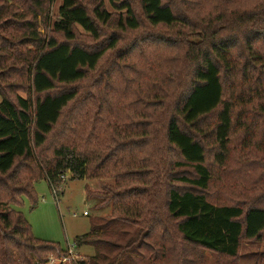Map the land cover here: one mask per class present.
I'll return each instance as SVG.
<instances>
[{
	"label": "trees",
	"instance_id": "obj_1",
	"mask_svg": "<svg viewBox=\"0 0 264 264\" xmlns=\"http://www.w3.org/2000/svg\"><path fill=\"white\" fill-rule=\"evenodd\" d=\"M109 1L117 18L103 0L91 9L60 0L54 15L55 0H0V264H43L64 250L35 236L20 207L25 199L36 206L42 179L63 190L66 173L112 180L86 188L110 213L74 239L95 248L81 264H205L203 250L217 253L218 264H237L243 240L264 239V203H215L205 191L215 169L245 173L264 155V0H186L178 8L138 0L139 13L131 0ZM143 23L177 38L146 35L152 50L128 44L109 72L97 70L119 35L102 45L76 41L78 27L99 39L104 25L128 32ZM12 24L16 43L6 39ZM89 76L90 90L74 86ZM155 142L175 158L160 161ZM171 226L191 247L178 251Z\"/></svg>",
	"mask_w": 264,
	"mask_h": 264
},
{
	"label": "rangeland",
	"instance_id": "obj_2",
	"mask_svg": "<svg viewBox=\"0 0 264 264\" xmlns=\"http://www.w3.org/2000/svg\"><path fill=\"white\" fill-rule=\"evenodd\" d=\"M99 0H85L87 6L91 9L96 2ZM106 8L113 12L114 17L117 18L120 14V11L114 9L109 0H103ZM136 12H140V5L138 0H131ZM174 4L178 8L182 6L186 0H173ZM60 4V0H55L52 5V15L57 12L58 6ZM184 5V4H183ZM40 17V16H39ZM15 25L12 24L7 28L6 39L12 40L16 43L14 39H20L17 35L14 39H11L10 33H16ZM40 30L43 33L48 32L46 28L40 25ZM79 33L76 41L80 43L90 46V45H102L113 36V34L119 35L121 37L122 42L119 46L106 54V56L102 59L101 64L97 72H109L110 69L113 68L114 59L118 52L122 51L124 48L130 44L132 48L135 44L144 45L146 51H151L150 47L151 40L149 38H145L146 35L150 36H158L163 35L165 37H169L172 40H175L177 36L175 35V30L165 27H151L147 23H143V26L140 29L132 30L128 32H121L115 28V24L104 25L102 26V36L99 39H94L89 33L85 32L82 28L78 27ZM5 37V36H3ZM183 37H190L188 39L192 41H197V37H192V35L187 34ZM31 44L28 45V48L31 49ZM185 47H182L180 50L178 49L177 53L182 56L186 51ZM153 53V51H152ZM154 54V53H153ZM123 64V62H120ZM184 64L181 63L180 68H178L179 72L182 74L185 73ZM123 74L127 77L132 76L130 71L124 69ZM95 77L89 76L88 79H85L82 82H78L74 84L75 87L82 86L84 91L90 90L88 85L95 81ZM14 82V81H10ZM69 87V86H66ZM11 90L17 92L22 96H26L27 93L22 90L19 86H11ZM174 87L169 86V91H173ZM8 91V90H7ZM2 96L0 94V100ZM173 100V96L169 97ZM153 115V113H152ZM156 118V117H155ZM209 121H214V115L209 118ZM163 122L155 123V126L160 128L162 127ZM161 140L158 139L157 142ZM236 140V136L232 138V141ZM150 143L152 144L150 147L156 148L153 150H157L158 147H161V152L156 153V156L161 158L160 161L166 160L170 162V159L175 158V151L168 149L163 146V144ZM155 144V146H154ZM158 144V145H156ZM210 149V147H209ZM209 161H213V157L209 158ZM259 163L255 166H249L252 162H247L245 166L247 169L245 173L242 171H238L235 166H232L233 169L230 172V175H225L223 173H219L217 169L216 177L212 180L209 187L205 191L208 198L215 203H225L232 204L236 201H242L243 203L248 204H263L264 203V155L259 159ZM229 164H235L233 158H230ZM261 164V167L259 166ZM214 167V166H213ZM224 167V166H222ZM177 169L184 170L187 172H193L191 167H179ZM213 169V168H212ZM250 169V170H249ZM235 171V172H233ZM219 173V174H218ZM235 173V174H234ZM64 184L62 185V189L59 192L58 197L56 198L53 190L48 184L47 180H40L35 183V191L37 193L38 202L36 206L32 207L31 203L28 199H25V203L20 210L25 214L27 219L29 220L33 233L35 236L59 242L63 247H65L68 243L74 242L73 240L77 236H81L90 231L91 228V219L95 216L99 215H108L110 213V207L98 209L96 204L98 202V198L89 197L87 198V190L90 189H101L104 183L112 182L111 179H106L104 181H100L98 179H73L71 178L70 173H66L65 178L63 179ZM186 186V185H183ZM84 211H87V215L84 214ZM171 231L174 235V241H172L179 251V249L187 247H191L189 244H185L182 241L181 235L175 231V227L171 226ZM80 252L84 256H91L95 254V248L90 244H84L80 246ZM203 254L205 256V264H218L222 259L219 258L218 254L212 251L203 250ZM240 257L238 259L237 264H261L264 262V239L262 240H243L241 243V247L239 250Z\"/></svg>",
	"mask_w": 264,
	"mask_h": 264
},
{
	"label": "built area",
	"instance_id": "obj_3",
	"mask_svg": "<svg viewBox=\"0 0 264 264\" xmlns=\"http://www.w3.org/2000/svg\"><path fill=\"white\" fill-rule=\"evenodd\" d=\"M65 176L66 174H63L60 178L63 180ZM50 187L57 198L61 190V186H55L52 184ZM84 214L87 215V211H84ZM73 241L74 242L68 243L64 247L63 251L57 254H50L47 261L43 264H81L84 262L86 260V256L80 252V247L78 246L77 242L75 240Z\"/></svg>",
	"mask_w": 264,
	"mask_h": 264
},
{
	"label": "crops",
	"instance_id": "obj_4",
	"mask_svg": "<svg viewBox=\"0 0 264 264\" xmlns=\"http://www.w3.org/2000/svg\"><path fill=\"white\" fill-rule=\"evenodd\" d=\"M48 184H49V183H48ZM62 191H64V189H63Z\"/></svg>",
	"mask_w": 264,
	"mask_h": 264
}]
</instances>
